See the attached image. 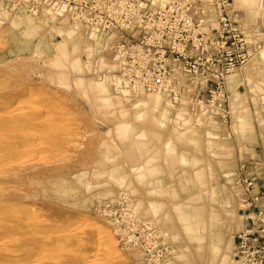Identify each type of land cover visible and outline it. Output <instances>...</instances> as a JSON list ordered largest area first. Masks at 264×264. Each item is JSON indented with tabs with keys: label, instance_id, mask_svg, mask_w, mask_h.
Segmentation results:
<instances>
[{
	"label": "rangeland",
	"instance_id": "374dc122",
	"mask_svg": "<svg viewBox=\"0 0 264 264\" xmlns=\"http://www.w3.org/2000/svg\"><path fill=\"white\" fill-rule=\"evenodd\" d=\"M240 2L251 32L264 10ZM22 3L0 0V264H233L239 158L264 155L262 53L226 77L225 121L219 97L192 114L190 98L117 92L110 38ZM122 197L156 236L99 211Z\"/></svg>",
	"mask_w": 264,
	"mask_h": 264
},
{
	"label": "built area",
	"instance_id": "2783aa9c",
	"mask_svg": "<svg viewBox=\"0 0 264 264\" xmlns=\"http://www.w3.org/2000/svg\"><path fill=\"white\" fill-rule=\"evenodd\" d=\"M28 9L56 8L74 23L111 39L118 61L117 90L164 94L177 103L190 98L189 110H211V98L226 119L225 79L264 52V19L248 32L234 19L232 0H21ZM242 163L247 224L235 235L233 264H264V182L248 175ZM129 200L107 202L99 211L126 222L133 232L156 236L154 227L136 220ZM122 234V232H121Z\"/></svg>",
	"mask_w": 264,
	"mask_h": 264
},
{
	"label": "crops",
	"instance_id": "0c3cea01",
	"mask_svg": "<svg viewBox=\"0 0 264 264\" xmlns=\"http://www.w3.org/2000/svg\"><path fill=\"white\" fill-rule=\"evenodd\" d=\"M263 7H264V5H263ZM263 10H264V8H262L261 10L260 9L255 10L254 12L256 14H259ZM255 13H253V14H255ZM250 15L251 14L247 15L244 12L245 18H247ZM245 22L247 23V21H245ZM98 47H100V46H98ZM260 56H261V61H264V52H262V55H260ZM243 153L244 154L239 158L241 161L248 163V164H252L254 161H258V162L254 163L257 166H256V170L253 173V177H255L258 182H261V183L264 182V155L260 152H258L257 154H253L252 152H249L246 150H244ZM260 165H261V168H260ZM261 200H262V202H264V195L262 196ZM181 213L183 215H185L186 218H188V221H189V218L192 219V217L195 221H200L201 216H202L201 208H194L192 216H189L186 211L185 212L182 211ZM191 230H193L192 227H191Z\"/></svg>",
	"mask_w": 264,
	"mask_h": 264
},
{
	"label": "bare ground",
	"instance_id": "6f19581e",
	"mask_svg": "<svg viewBox=\"0 0 264 264\" xmlns=\"http://www.w3.org/2000/svg\"><path fill=\"white\" fill-rule=\"evenodd\" d=\"M239 1H241L240 3H242V5L243 6H246V7H253L254 5H256L257 4V6L259 7V9H262L263 8V5H264V0H257V1H255V0H234V2L236 3V2H239ZM246 13V12H245ZM255 13V12H254ZM261 13V12H260ZM256 14V13H255ZM76 24V26H78L77 25V23H75ZM81 26V25H80ZM93 34V33H92ZM64 37H68V35H67V32H64ZM94 35V34H93ZM95 36V35H94ZM80 38V37H79ZM78 42V41H77ZM79 44V43H78ZM97 45L98 46H101V47H103L102 45H101V43H99L98 41H97ZM80 47V46H79ZM93 47H94V44L91 42V43H89L88 44V49H89V52L91 53V51L93 52ZM73 50H75V49H77V47L75 46V45H73V48H72ZM91 50V51H90ZM261 54V53H260ZM259 55V54H258ZM113 61L112 62H114L113 63V66H112V69H117L118 68V61L116 60V59H112ZM77 67V66H76ZM115 69V70H116ZM114 81V87H115V90L117 91V92H119V93H130L129 91H127V90H123V91H119V90H117V81L114 79L113 80ZM140 93H142V92H136V93H134V94H140ZM155 95H157V94H155ZM149 223L152 225V223L149 221ZM153 226V225H152ZM154 229H155V227H154ZM9 230V229H8ZM156 230V229H155ZM8 232V231H7ZM84 263V262H83Z\"/></svg>",
	"mask_w": 264,
	"mask_h": 264
}]
</instances>
